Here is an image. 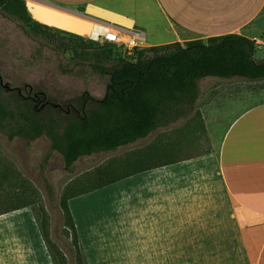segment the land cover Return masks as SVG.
Masks as SVG:
<instances>
[{
	"label": "rangeland",
	"instance_id": "obj_1",
	"mask_svg": "<svg viewBox=\"0 0 264 264\" xmlns=\"http://www.w3.org/2000/svg\"><path fill=\"white\" fill-rule=\"evenodd\" d=\"M120 5L133 6L131 2H120ZM136 13L142 20L149 19L148 21L150 17L157 19L162 15L156 9L137 10ZM73 19L77 21L75 23L77 27L68 25L65 28L72 30L69 32L55 27L25 25L21 20L0 9V72L4 82L12 86L25 84L33 86L43 90L48 98L55 100V104L79 112L84 109L80 99L84 92L88 91L96 98H102L106 94L110 76L98 71L95 65L99 63L111 66L115 62L116 54H124L123 46L106 41L102 36L82 35L88 33L86 29L89 25ZM149 27L152 33L155 32L153 36L148 35L147 45L143 47L147 49V54L152 53L148 51V48L170 43L163 32L156 31L160 27L158 22L156 24L150 21ZM255 42L257 48L255 56L259 57L258 60L263 59L264 42L258 40ZM218 81L226 85H238L241 89L264 88V79L211 76V78L199 80L200 92H206ZM241 102L243 106V101ZM227 105L228 103L218 104L214 115L216 120L221 117L219 108L227 111L229 107ZM199 107L200 102L197 100L196 109L189 116L153 131L148 137L133 144L116 150L82 156L71 171L65 169L63 156L51 149V140L47 135L44 134L33 141L24 137L9 140L4 133L0 132V216L5 218L2 213L6 216L17 204L33 201L32 205L20 209L26 210L28 215L32 216L33 228L41 235L43 234L38 220L43 222V217L47 216L45 231L47 240L43 239V241L48 248L50 264H62L58 251L64 255L65 264H77L73 232L67 225L66 215L61 205L68 185L83 173L94 170L112 159L123 160L133 152L144 150L150 144L161 141L162 145L174 144L177 153L173 154L177 159L185 158L176 171L177 177L182 179L183 186L178 194L186 195L190 202H187L186 209H176L170 219V226L183 230L181 234H178V238L181 240L185 238L188 246L192 238V242L196 243L194 246L199 247L197 244L199 230L194 228H206L209 232L210 247L212 241H218L224 244V248L208 250L204 255L199 253L198 259L218 258L224 259L225 264H246V251L242 241L239 243L235 235L238 234V224L233 216L235 209L219 179L217 155L206 134ZM47 155L49 157L46 161ZM70 206L72 212L78 215L77 217H85L90 212L98 213V217L91 221L106 227L108 230L105 237L115 244L123 242L122 226H133L130 218L127 219L129 208L122 202L119 184L74 197L70 200ZM190 209L194 216L183 217L182 212L188 213ZM1 217L0 220H2ZM83 219L90 220L88 217ZM136 223L134 226L144 227L145 225L144 221H140L137 225ZM20 226L21 223L19 224V221L13 217L0 221V264H9L10 238L14 235V230ZM138 233L135 232L136 237L141 238ZM98 234H103V231ZM203 237L206 238L205 232ZM34 245H36L35 241H33L35 249ZM194 250L197 249H193V252ZM191 251L190 249L177 251L175 258L189 257ZM120 253L129 255V259L137 262H142L149 256V252L139 250L138 247L120 249ZM32 255L33 264H39L36 262V257L40 259L41 252L38 254L34 252Z\"/></svg>",
	"mask_w": 264,
	"mask_h": 264
},
{
	"label": "crops",
	"instance_id": "obj_2",
	"mask_svg": "<svg viewBox=\"0 0 264 264\" xmlns=\"http://www.w3.org/2000/svg\"><path fill=\"white\" fill-rule=\"evenodd\" d=\"M25 2L34 19L55 28L72 32L65 27L68 25L77 27L75 24L77 21L73 18L86 22L89 25L86 29L88 33L82 35L93 36L105 27L116 26L125 30L131 29L147 45L148 35L153 36L155 32L152 33L149 29L151 21L156 24L158 22L160 27L156 31L163 32L170 43H187L195 39L207 41L211 36L228 33L243 34L253 40L264 42V0H25ZM120 2H131L133 6L120 5ZM151 9H156L162 15L157 19L150 17L148 21L149 19L142 20L136 13L137 10ZM255 58L259 59L257 55ZM218 82L206 92H200L198 100L202 122L217 155L219 179L235 209L233 216L238 224V234L235 235L238 242L242 241L246 251V264H264V88L241 89L238 85L231 86ZM244 98L249 100H242ZM219 103H228L229 107L227 111L219 108L221 117L216 120L214 115ZM161 128L163 127L156 130ZM183 160L185 158L142 171L98 189L99 191L112 185H120L122 202L129 208L127 219L130 218L133 224L122 226V243L115 244L109 241L105 237L108 229L102 227L100 223L91 221L98 217V213L90 212L85 216L90 220L84 221L85 217H77L78 215L73 212L88 264H225L224 259H198L199 253L204 255L208 250L224 248V244L218 241H212L210 247L208 229L194 228L199 230L197 243L199 247H195L196 243L192 242V238L189 246L185 238L182 240L178 238L182 229L170 226V219L175 210L186 209L187 202H190L186 195L178 194L183 186L182 179L177 177L176 171ZM182 214L185 218L194 216L191 209L188 213L183 211ZM2 215L5 217L0 216L2 220L13 217L19 224L21 223L20 228L15 229L14 235L10 238L9 264H33L34 252L36 254L41 252L40 259L37 256L36 262L50 264L44 237L42 238L43 235L38 230H34L32 216L22 209L12 210L6 216L3 213ZM140 221L145 222L144 227L134 226ZM102 231L103 234H98ZM135 232H139L141 238L136 237ZM204 232L206 238L203 237ZM179 240L181 242H178ZM33 241L36 242L35 249ZM136 247L149 252L146 260L137 262L129 259V255L120 253V249ZM187 249L192 250L189 257L175 258L177 251ZM193 249L197 250L193 252Z\"/></svg>",
	"mask_w": 264,
	"mask_h": 264
},
{
	"label": "trees",
	"instance_id": "obj_3",
	"mask_svg": "<svg viewBox=\"0 0 264 264\" xmlns=\"http://www.w3.org/2000/svg\"><path fill=\"white\" fill-rule=\"evenodd\" d=\"M0 9L25 25L52 27L34 19L25 0H0ZM24 29L27 31L26 26ZM148 49L151 54L145 48L116 54L111 66L96 64L98 71L109 74L110 81L100 99L88 91L81 95L82 112L55 104L43 90L28 84L12 86L4 82L0 72V132L9 140L24 137L33 141L47 135L51 149L63 156L65 169L71 171L82 156L133 144L157 128L189 116L200 95L199 80L205 77L264 79V58H255V40L243 34L228 33L211 36L207 41L195 39L186 45L173 42ZM173 153H177L174 144L162 145L158 141L123 160L112 159L87 171L68 185L61 205L73 232L77 264L88 261L70 200L142 171L174 163L179 159ZM32 204L25 201L10 210ZM47 221L46 215L43 222L38 220L45 240ZM58 254L65 264L64 255L60 251Z\"/></svg>",
	"mask_w": 264,
	"mask_h": 264
},
{
	"label": "built area",
	"instance_id": "obj_4",
	"mask_svg": "<svg viewBox=\"0 0 264 264\" xmlns=\"http://www.w3.org/2000/svg\"><path fill=\"white\" fill-rule=\"evenodd\" d=\"M96 36H102V38L106 41L122 45L125 54H130L135 48L145 47L144 41L140 40L131 29L125 30L116 26H109L96 33L94 37Z\"/></svg>",
	"mask_w": 264,
	"mask_h": 264
},
{
	"label": "bare ground",
	"instance_id": "obj_5",
	"mask_svg": "<svg viewBox=\"0 0 264 264\" xmlns=\"http://www.w3.org/2000/svg\"><path fill=\"white\" fill-rule=\"evenodd\" d=\"M95 34V33H94Z\"/></svg>",
	"mask_w": 264,
	"mask_h": 264
}]
</instances>
